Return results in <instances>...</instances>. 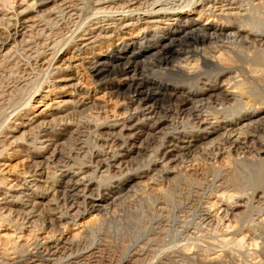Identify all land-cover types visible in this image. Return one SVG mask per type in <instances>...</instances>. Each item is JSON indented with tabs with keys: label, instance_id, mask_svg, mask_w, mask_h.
Segmentation results:
<instances>
[{
	"label": "bare ground",
	"instance_id": "obj_1",
	"mask_svg": "<svg viewBox=\"0 0 264 264\" xmlns=\"http://www.w3.org/2000/svg\"><path fill=\"white\" fill-rule=\"evenodd\" d=\"M77 1L31 0L3 19L0 75L23 55L13 87L30 91L0 120V201L11 196L0 203V263L31 255L33 240L57 246L44 217L77 236L105 196L174 181L201 155L231 173L210 205L236 207L194 244L205 262L221 258L216 247L251 257L247 232H264V0H92L90 12ZM62 95L74 99L51 103ZM51 107L48 122L36 117Z\"/></svg>",
	"mask_w": 264,
	"mask_h": 264
},
{
	"label": "rangeland",
	"instance_id": "obj_2",
	"mask_svg": "<svg viewBox=\"0 0 264 264\" xmlns=\"http://www.w3.org/2000/svg\"><path fill=\"white\" fill-rule=\"evenodd\" d=\"M30 1L12 0V5L5 7L0 0V30L4 28L3 19H8L14 13L25 9ZM83 1L85 0L77 1L78 5L81 8L86 5L87 8L84 7L83 10L90 12L93 1L86 0L87 4ZM26 14L31 15V13ZM20 57L16 60L18 63L15 67L13 66L11 73L0 75V120L11 110L10 108L18 98L30 91L29 87L22 90H16L13 87L21 79L19 64L25 62L23 55ZM94 93V91L88 92V99L82 98L80 101L84 100L85 103H88L95 97ZM68 98L74 99V97L62 95L51 103L56 102L61 105ZM77 99H79V95L76 96L75 100ZM56 106L57 104L52 105L53 108H57ZM40 108L42 106L36 107L35 110ZM51 108L46 114L43 113V115L36 117L48 122L54 116L53 113L56 112ZM32 116L30 115V117ZM208 117L209 119L207 118L205 121L212 123L213 120L210 119L212 116ZM209 158L206 155L198 156L197 161H193L191 166L187 167L188 170H185L184 167L183 169L180 168V176L178 173V179L175 178L176 181L175 179L169 181L158 176L156 177L157 180H154L155 184L128 186L105 196L106 200L99 211L100 213L97 211L99 215L97 221L91 227L84 228L77 236H70L69 231L63 233V229L53 227L50 222H46L49 218L44 217L47 225L45 222L43 223L42 231H50L56 238L60 236V241H56L57 243L52 245L57 246H52L53 248L49 249L41 242L33 240L28 248L32 252L31 255L28 251L23 259H18L20 261L17 264H26L27 262V264H244L245 261H248L245 264H250L254 260L258 264H264V232L261 231L247 232V241L249 242L253 237L257 246L255 249L253 247L249 250L250 253L252 252L251 257L253 256V259L249 257L250 255L247 258L244 256L245 261L243 260L244 257H239V253L236 255L225 250L229 254L219 249L220 247H216L217 253L222 254L221 258L213 263L205 262L203 247L194 244L196 242L204 244L207 238L219 234L221 230L223 231L224 224L228 223L229 212L236 207L233 206L234 204L230 205L224 198L219 200L215 207L210 205V201H215L214 195L217 191L226 186L223 183L230 184L227 178L231 176V173H227L228 170L226 171L225 168L223 170V166L220 168L221 165H215L217 164L215 159ZM14 160L16 159H10V162H14ZM248 161L246 164L249 172L246 171L245 173L251 174L253 165L250 164L254 163H250L252 160ZM262 171L264 174V169ZM147 177L143 178L146 179ZM242 179H239L238 184H245ZM156 184L161 188L160 190ZM6 195H11V192ZM244 196L247 197L245 193ZM10 197L2 199L0 203L5 204L3 202L10 200ZM43 200L41 199L40 202L43 203ZM256 200L255 198L254 206L257 205ZM41 203H39V208L35 207L34 210L38 211L41 208ZM35 214L30 221L36 219ZM251 214L254 219L257 217L256 211H252Z\"/></svg>",
	"mask_w": 264,
	"mask_h": 264
}]
</instances>
